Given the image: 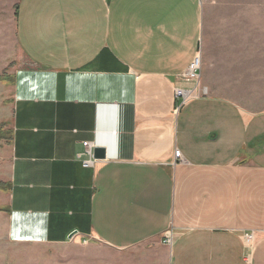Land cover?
<instances>
[{"label":"crops","instance_id":"1","mask_svg":"<svg viewBox=\"0 0 264 264\" xmlns=\"http://www.w3.org/2000/svg\"><path fill=\"white\" fill-rule=\"evenodd\" d=\"M263 1L0 0V253L264 264ZM198 54L199 84L184 78ZM87 142L107 151L91 168Z\"/></svg>","mask_w":264,"mask_h":264},{"label":"rangeland","instance_id":"2","mask_svg":"<svg viewBox=\"0 0 264 264\" xmlns=\"http://www.w3.org/2000/svg\"><path fill=\"white\" fill-rule=\"evenodd\" d=\"M264 2V1H263ZM12 82L10 75L7 73L0 75V159L6 156L5 146L10 136L11 113H12ZM5 251L0 254L5 258L16 263L21 261H45V260H61L64 254L69 253L65 247H23L17 245H9L4 248ZM4 258V257H2ZM17 260V261H16ZM39 264H45L39 263Z\"/></svg>","mask_w":264,"mask_h":264},{"label":"built area","instance_id":"3","mask_svg":"<svg viewBox=\"0 0 264 264\" xmlns=\"http://www.w3.org/2000/svg\"><path fill=\"white\" fill-rule=\"evenodd\" d=\"M201 69H202V61H201L200 54H198L194 58L193 62L191 63L188 71L184 75V78L188 81L195 82V83L199 84ZM194 97H195V95L191 91H184V90H177L176 91V98L179 100H182L181 107L186 105ZM179 110H180V108H178L176 112H178ZM84 148H85V151H84L83 155L87 158L84 161H82L83 167L84 168H91L98 161L97 159H95L94 153H93V149L95 147H93L91 145V143L87 142V143H84ZM183 161H184V159L182 157L181 151L177 150L175 152V163L174 164H177V163H180ZM251 238L252 237L249 236V239H251ZM85 243H87V241H85ZM164 243L167 245L172 244V236L167 235L165 237Z\"/></svg>","mask_w":264,"mask_h":264},{"label":"water","instance_id":"4","mask_svg":"<svg viewBox=\"0 0 264 264\" xmlns=\"http://www.w3.org/2000/svg\"><path fill=\"white\" fill-rule=\"evenodd\" d=\"M93 153H94L95 159H97V160H104V159H106L107 151L104 148L95 147L93 149Z\"/></svg>","mask_w":264,"mask_h":264}]
</instances>
